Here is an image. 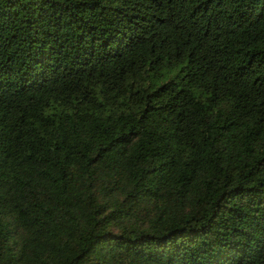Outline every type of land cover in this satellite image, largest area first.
Returning a JSON list of instances; mask_svg holds the SVG:
<instances>
[{"label": "trees", "instance_id": "obj_1", "mask_svg": "<svg viewBox=\"0 0 264 264\" xmlns=\"http://www.w3.org/2000/svg\"><path fill=\"white\" fill-rule=\"evenodd\" d=\"M0 264H264V0H0Z\"/></svg>", "mask_w": 264, "mask_h": 264}]
</instances>
